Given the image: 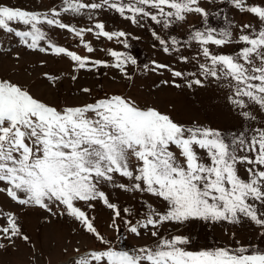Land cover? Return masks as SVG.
<instances>
[{"label": "snow or ice", "instance_id": "6c2138e0", "mask_svg": "<svg viewBox=\"0 0 264 264\" xmlns=\"http://www.w3.org/2000/svg\"><path fill=\"white\" fill-rule=\"evenodd\" d=\"M229 2L264 23V7L248 5L247 0ZM62 3L60 10L52 9L44 14L0 4V32L18 38L29 50L68 57L77 71L112 67L127 77L129 63L137 64L127 53L109 50L111 64L82 57L54 45L41 26L65 29L81 41L84 32L94 33L97 38L115 39L128 48L129 34L124 31L109 32L102 22L77 30L58 18L62 13L82 15L107 8L134 25L142 26L141 21L148 19L167 29L174 22L185 21L190 14H198L205 24L209 17V12L200 6L201 0H101L99 3L62 0ZM15 25H23L26 30ZM251 28L248 24L241 27L242 34L236 42L244 47L236 55L218 54L210 49V45L223 47L232 42L228 30L193 29L186 40L165 39L155 30L151 34L168 55L196 45L199 75L203 79L227 80L233 89L230 103L245 119H254L245 109L251 102L264 110V29L243 34ZM42 42L47 46H42ZM84 47L88 53L95 51L90 44L85 43ZM180 62L188 63L189 59L182 55ZM153 65V71L168 70L177 78L185 75L167 64L153 61ZM45 75L54 84V78ZM188 75L196 77L197 73ZM193 85L203 86V80H189L187 86ZM81 91L90 93L91 89ZM239 166H245L247 179L238 174ZM117 177L130 183H117ZM104 185L156 197L164 202L165 210L159 211L146 203V212L134 223L128 218L132 209H121L111 202ZM0 193L20 206L70 218L103 245L83 253L76 248L79 255L73 264H264V252L245 247L194 252L183 247L189 242L187 237L165 238L159 231L167 223L190 219L231 224L247 219L264 229V128H255L250 136L241 133L227 141L219 130L185 127L158 109L140 108L134 100L121 95L58 109L35 98L20 85L0 80ZM96 202L111 211L109 227L118 235L122 234L123 225L135 237L148 233L157 238L154 245L131 251L111 246L112 242L96 228L95 216L80 206L95 209ZM0 220L3 221L0 241L9 244L16 239L29 241L14 213L0 212ZM6 246L0 242V249Z\"/></svg>", "mask_w": 264, "mask_h": 264}, {"label": "rangeland", "instance_id": "374dc122", "mask_svg": "<svg viewBox=\"0 0 264 264\" xmlns=\"http://www.w3.org/2000/svg\"><path fill=\"white\" fill-rule=\"evenodd\" d=\"M84 2L99 3L101 0H84ZM247 3L251 6L264 7V0H247ZM0 4L41 14L48 13L52 9L60 10L63 7L62 0H0ZM200 6L209 12L206 24L198 14H190L185 21L174 22L167 29L148 19L141 21L142 26L134 25L114 10L107 8L82 15L62 13L58 18L77 30L88 29L95 23L102 22L105 30L109 32L124 31L129 34L128 48H124L115 39L108 41L97 38L94 33L84 32L81 41L74 33L65 29L41 26L54 45L64 47L82 57L104 60L111 64L113 58L108 55L109 50L127 53L137 61L136 65L129 63L127 66V77L112 67L77 71L68 57L29 50L19 42L18 38L0 32V80H9L18 84L35 98L58 109L65 106H82L111 95H121L134 100L140 108L154 107L185 127L197 126L219 130L227 141H231L241 133L250 136L253 129L264 128V110L249 102V108L245 110L249 111L254 119H245L241 111L230 103L229 97L233 89L227 80L203 79L199 75L195 59L198 51L196 45L183 47L180 52L168 55L162 51L159 42L151 34L155 30L165 39L176 37L179 40H186L193 29L203 30L204 27H208L218 31L228 30L231 32L232 42L226 43L223 47L210 45V49L218 54L236 55L244 47L243 44L236 42L242 34L240 29L243 25L252 26L251 29H245L243 34L264 29V23H261L256 16L239 11L229 0H201ZM89 15L95 18L89 19ZM15 27L26 30L23 25H15ZM85 43L90 44L95 51L88 53L84 47ZM42 46L47 45L42 42ZM182 55L188 57V63L180 62ZM153 61L167 64L171 69L181 71L185 75L183 78H177L168 70L153 71ZM191 72H196L197 76H189ZM45 74L54 78V84L50 83ZM73 76L76 77L75 80L72 79ZM196 78L203 80V86L193 85L189 88L188 81ZM164 81L168 83L165 84ZM175 84H179L180 87H175ZM82 88H89L91 92L83 93ZM200 154L204 156L203 152ZM238 174L241 178L247 179L245 166L238 167ZM116 182L130 183L120 177H117ZM102 187L111 202L116 203L121 209L125 207L132 209V216L128 218L134 223L143 217L146 203L152 204L159 211L165 210L164 202L146 193L124 192L107 185ZM80 206L90 216H95L94 224L98 231L112 242L111 246L118 249L131 251L143 246H153L157 239L148 233L135 237L128 233L123 225H121L122 234L118 235L109 227L112 215L110 210L99 202H96L95 209H87L82 204ZM53 211L58 213L59 210L53 207ZM0 212L14 213L22 231L29 237L27 243L21 239H16L15 243L11 244L0 241L7 245L5 249H0V264H73L79 255L75 251L76 248L83 253L86 250L103 247L70 218L53 216L40 208L20 206L3 193H0ZM0 223L3 221L0 220ZM159 231L165 238L187 237L189 242L183 247L189 251L245 247L249 251L264 252V229L247 219H243L239 224L190 219L183 223H167Z\"/></svg>", "mask_w": 264, "mask_h": 264}]
</instances>
